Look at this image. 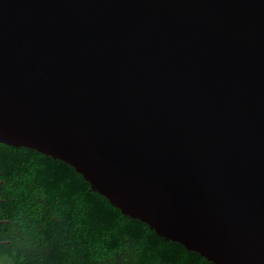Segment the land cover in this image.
I'll return each mask as SVG.
<instances>
[{"label":"water","instance_id":"95a60500","mask_svg":"<svg viewBox=\"0 0 264 264\" xmlns=\"http://www.w3.org/2000/svg\"><path fill=\"white\" fill-rule=\"evenodd\" d=\"M0 142L213 264H264V0H0Z\"/></svg>","mask_w":264,"mask_h":264},{"label":"trees","instance_id":"16d2710c","mask_svg":"<svg viewBox=\"0 0 264 264\" xmlns=\"http://www.w3.org/2000/svg\"><path fill=\"white\" fill-rule=\"evenodd\" d=\"M0 264H213L124 215L71 165L0 142Z\"/></svg>","mask_w":264,"mask_h":264}]
</instances>
